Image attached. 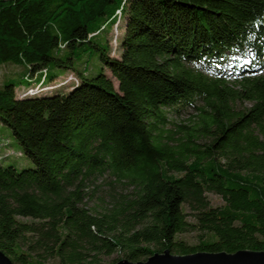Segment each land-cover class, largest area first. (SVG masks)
<instances>
[{"label":"trees","instance_id":"obj_1","mask_svg":"<svg viewBox=\"0 0 264 264\" xmlns=\"http://www.w3.org/2000/svg\"><path fill=\"white\" fill-rule=\"evenodd\" d=\"M121 20L122 35L97 38ZM93 53L88 76L75 61ZM4 63L27 72L0 83V146L32 163L0 155V250L14 264L264 250V0H0ZM188 107L197 121L168 129ZM105 172L131 194L94 213L85 199ZM192 230L194 245L177 237Z\"/></svg>","mask_w":264,"mask_h":264},{"label":"rangeland","instance_id":"obj_2","mask_svg":"<svg viewBox=\"0 0 264 264\" xmlns=\"http://www.w3.org/2000/svg\"><path fill=\"white\" fill-rule=\"evenodd\" d=\"M104 21L101 17H96L92 21L89 22L90 29H95ZM124 31V20H121L119 27L113 26L111 27L110 24H105V28L100 31L97 38H103L108 36V38L115 37L120 32L122 35ZM112 45L114 41H111ZM116 54L118 53L119 46L116 47ZM90 57V58H89ZM87 59V60H86ZM75 66L79 69H84V73L88 76H91L97 73L100 70L101 64L98 61L96 55L86 56L83 59L75 61ZM27 72V66L24 63L21 64H14V63H4L0 65V83L5 81H12L17 83L19 80L22 79L23 75ZM109 75V73H108ZM62 75L56 82L57 83H65L69 81L72 77L71 73L70 76ZM64 78V79H63ZM226 82L231 87H238L236 83L239 79L236 75L232 76H225ZM25 89L23 87H18L15 90L16 95L20 94ZM249 103L244 102L236 103L237 108H242L244 106H248ZM196 110L192 107L181 109L179 112H169L168 118L170 120L169 124L167 125L168 129H176V126L180 123L189 124V121H197L196 118ZM4 135H7L11 139L10 132L7 127L0 125V145L1 143L6 140ZM178 136L180 134H177ZM207 140L206 138H202L201 141ZM10 144L0 146V155L6 153L7 156L1 160V162L5 165L7 164H14L17 169H21L24 167H29L32 165L31 160L27 158L24 154H22L16 145L9 147ZM4 147V148H3ZM20 152V155L18 153ZM94 187V188H93ZM89 194L86 197V205L89 207L94 213H100L105 211L107 208H110L117 199H119L122 195H130L132 188L128 185L121 184L119 182L114 181V177L111 176L108 172L103 174H99L93 180V183L88 188ZM207 197L212 205H219L221 204V199L213 193H208ZM188 220H192L191 216L187 217ZM198 232L196 231H188L181 234H178L177 237L183 239L186 243L190 245H194L198 242ZM147 257L141 258L140 260H146ZM120 259H125L123 252L116 251L111 255H102L101 262L103 264H113Z\"/></svg>","mask_w":264,"mask_h":264},{"label":"water","instance_id":"obj_3","mask_svg":"<svg viewBox=\"0 0 264 264\" xmlns=\"http://www.w3.org/2000/svg\"><path fill=\"white\" fill-rule=\"evenodd\" d=\"M0 264L14 263L0 250ZM113 264H264V250L242 249L233 253L198 251L189 254H173L164 250L154 252L146 260L120 259Z\"/></svg>","mask_w":264,"mask_h":264}]
</instances>
